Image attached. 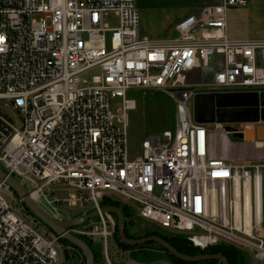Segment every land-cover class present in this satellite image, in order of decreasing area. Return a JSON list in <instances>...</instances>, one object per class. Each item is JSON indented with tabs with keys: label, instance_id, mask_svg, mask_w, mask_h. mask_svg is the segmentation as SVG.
<instances>
[{
	"label": "built area",
	"instance_id": "built-area-1",
	"mask_svg": "<svg viewBox=\"0 0 264 264\" xmlns=\"http://www.w3.org/2000/svg\"><path fill=\"white\" fill-rule=\"evenodd\" d=\"M247 4L204 7L154 40L136 0H0V164L57 211L96 208L98 221L70 232L102 240L103 264H124L108 254L117 219L101 213L105 198L201 251L228 245L264 264L263 166L211 158L223 125L197 123L193 107L202 92H264V39L226 32L228 11ZM205 70L210 82L189 80ZM148 91L174 100L175 132L132 157L131 93ZM7 190L0 180V264H67L66 251L82 264Z\"/></svg>",
	"mask_w": 264,
	"mask_h": 264
},
{
	"label": "water",
	"instance_id": "water-1",
	"mask_svg": "<svg viewBox=\"0 0 264 264\" xmlns=\"http://www.w3.org/2000/svg\"><path fill=\"white\" fill-rule=\"evenodd\" d=\"M194 118L199 124L223 125L225 131L233 137L244 138V125L249 123H264V92H202L194 97ZM0 180L5 183L12 194L20 199L28 213L45 228L66 241V245L76 248L85 259V264H95V255L90 246L81 237L71 234L70 229L82 228L99 220L100 212L90 207L77 210L71 214L57 211L41 196L34 193L31 187L18 177L10 175L0 164ZM122 205L120 207H101L103 215L111 214L117 219V230L121 241L129 247L155 244L166 250L178 260L185 263H200L218 261L229 264L223 255L188 256L180 253L167 241L158 236H149L140 239H129L126 228L137 227V219H126ZM131 231V235L139 229ZM96 247V246H95ZM132 257V256H131ZM70 260V253L66 251V262Z\"/></svg>",
	"mask_w": 264,
	"mask_h": 264
},
{
	"label": "crops",
	"instance_id": "crops-1",
	"mask_svg": "<svg viewBox=\"0 0 264 264\" xmlns=\"http://www.w3.org/2000/svg\"><path fill=\"white\" fill-rule=\"evenodd\" d=\"M224 0H136L141 16V32L154 40H170L178 36L177 26L202 8ZM242 8L228 11L227 35L231 39H264V0H247ZM196 83V82H195ZM244 138L233 137L225 130L209 136V155L234 165L261 164L264 215V123L244 125Z\"/></svg>",
	"mask_w": 264,
	"mask_h": 264
},
{
	"label": "rangeland",
	"instance_id": "rangeland-1",
	"mask_svg": "<svg viewBox=\"0 0 264 264\" xmlns=\"http://www.w3.org/2000/svg\"><path fill=\"white\" fill-rule=\"evenodd\" d=\"M212 75L208 70L202 71L200 74L191 75L190 81H199L200 83L210 82ZM131 97L136 100L137 109L129 112L130 130H129V150L132 157L142 152V142L152 136H160L167 131L175 132L176 127V104L174 100L166 92L148 91V92H132ZM213 129V126L211 127ZM5 198L9 203L13 202L14 195L11 190L5 192ZM74 212H77L75 210ZM137 219V227L139 232L135 234L137 237H143L147 232L157 231L164 233L162 229L150 221L141 218L138 213L135 214ZM45 227V226H44ZM149 230V231H148ZM100 253L104 254V242L96 240ZM108 254L115 263L124 264H153L157 262L170 263L167 256L157 248L133 249L132 253L147 252L154 257H146L143 253L140 257L130 256L131 250L123 249L114 238L108 241ZM243 252V251H242ZM246 264H258L253 256L247 252H243ZM104 263L103 261L101 262ZM67 264H76L74 261ZM206 264V263H205Z\"/></svg>",
	"mask_w": 264,
	"mask_h": 264
},
{
	"label": "trees",
	"instance_id": "trees-1",
	"mask_svg": "<svg viewBox=\"0 0 264 264\" xmlns=\"http://www.w3.org/2000/svg\"><path fill=\"white\" fill-rule=\"evenodd\" d=\"M102 207H107V206H113V207H120L121 204L119 202H114L108 198H105L102 203H101ZM123 210V214L125 216L126 219H133L136 218L135 215L129 211V209L127 207H122ZM116 218V217H115ZM149 231V230H148ZM126 233H127V237L129 239H136V238H140L137 237L135 235H129L127 228H126ZM149 236H158L163 238L165 241H167L172 247H174L177 251H179L182 254L188 255V256H198V255H203V254H208V255H223L225 258H227V260L229 261V264H246V259L243 256V252L232 247V246H228V245H224V246H219V247H215V248H210L208 250L205 251H201L197 248H195L189 241L188 239L180 234H175V235H167L164 233H159L157 231H153V232H147L146 235L144 237H149ZM82 240H84L92 249V251L94 252L95 255V264H102V254L100 253V250L98 247H95L93 245V243L86 239L81 237ZM114 239L117 241V243L123 248V249H127V250H131L130 256H138L140 257L141 254L143 253L146 257H154V255L149 254L147 252H139V253H132L133 249H143V248H157L158 250H160L161 252H163L167 258L168 261L172 264H193V263H185L181 260H178L176 257H174L172 254H170L169 252H167L166 250L162 249L160 246L155 245V244H151V245H143V246H138L136 248L133 247H129L126 244H124L121 239L119 238V233L118 230H116ZM63 243H67L66 241H63ZM79 252V251H78ZM220 264L217 261H207V262H200V263H195V264ZM82 264H85V259L82 262Z\"/></svg>",
	"mask_w": 264,
	"mask_h": 264
},
{
	"label": "flooded vegetation",
	"instance_id": "flooded-vegetation-1",
	"mask_svg": "<svg viewBox=\"0 0 264 264\" xmlns=\"http://www.w3.org/2000/svg\"><path fill=\"white\" fill-rule=\"evenodd\" d=\"M138 225V224H137ZM135 228H137V230H138V227H134V228H130V227H127V231H128V234L129 235H131V231L132 230H136ZM140 238H144V236L143 237H140ZM140 238H136V239H140ZM138 247V246H137ZM133 248H136V247H133ZM218 262V261H217ZM229 262V261H228ZM220 263V262H219ZM221 264V263H220Z\"/></svg>",
	"mask_w": 264,
	"mask_h": 264
}]
</instances>
